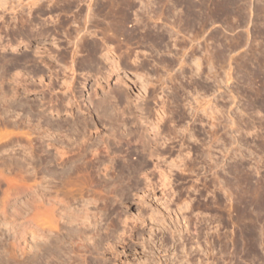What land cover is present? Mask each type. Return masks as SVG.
Listing matches in <instances>:
<instances>
[{
	"label": "rangeland",
	"instance_id": "374dc122",
	"mask_svg": "<svg viewBox=\"0 0 264 264\" xmlns=\"http://www.w3.org/2000/svg\"><path fill=\"white\" fill-rule=\"evenodd\" d=\"M6 1V7L15 4V0ZM37 1H17L28 8L21 12L22 16L10 14V8L2 13L0 10L1 15L8 14L5 23L0 24V91L1 85L7 89L14 79H21L22 85L12 103L20 111L17 104L23 102L28 111L27 105L35 99V103H40L41 98L54 94L55 90H46L45 82L51 80L53 71L47 66L58 68L62 81H69L74 74L73 78L77 75L78 81L84 83L76 89L82 110L74 105L71 111L67 107H61L59 112L50 108L40 111L44 114L40 120L42 130L46 133L41 132L50 135L49 140L42 139L44 148L56 151L50 143L66 134L65 127H61L62 131L57 127L72 121L73 113L89 121L92 133H88V143L106 135L108 126L94 125L92 118L96 115L85 106L100 77L104 90L117 88L118 93L124 86L132 96L142 95L134 109L151 122L142 119L138 128L145 127V131L149 122L158 125L159 142L154 151H159L160 156H148L143 167L139 166L141 160H135L140 167L135 172L139 187H127L122 200L114 188H100L104 192H99L101 196H106L108 202L113 200V205L103 201L86 205L89 210L94 207L90 211L93 218H89L95 230L99 229L96 239L100 247L88 256L76 253V260L85 256L94 264H264V0ZM33 2L39 3L37 8ZM29 7L32 14L28 15ZM88 16L91 21L84 19ZM24 19L32 24L28 26ZM73 31L84 38L75 36L77 40ZM112 32L117 34L113 36ZM107 49L126 71L120 86L112 83L115 74L102 79L106 67L101 55ZM87 63L100 69L86 72L85 68L90 69L84 68ZM62 81L55 85L56 91H63ZM155 110L164 111L159 122ZM126 152H117L119 156L113 151L105 153L106 158L99 165L100 174L104 176L109 171L108 176H116L117 163ZM137 153L131 151L130 160L144 154ZM19 156L16 151L15 157ZM109 156H115V160L110 162ZM34 162L29 170L35 172L26 178L31 192L26 201L30 204L37 205L38 197L47 192L49 203L57 201L69 211L80 209L82 199L93 200V192L89 191L79 201L71 199L68 188L59 186L60 166L56 162ZM156 167L164 170L167 177L164 186L160 185ZM19 201L10 209L20 205ZM42 206L40 209L44 210L45 205ZM56 207L55 218L56 212H62ZM33 213L30 221L27 214L25 218L9 217L8 223L0 218L1 239L22 233L17 245L9 237L8 244L7 239L0 242V264H7L8 260L14 264L24 260L26 264V257L34 256L27 251L29 240L46 241L31 236L33 225L39 221L38 213ZM60 226L78 227L69 222H61ZM62 246L65 244L60 243L59 247ZM42 255L46 256L47 251Z\"/></svg>",
	"mask_w": 264,
	"mask_h": 264
},
{
	"label": "bare ground",
	"instance_id": "6f19581e",
	"mask_svg": "<svg viewBox=\"0 0 264 264\" xmlns=\"http://www.w3.org/2000/svg\"><path fill=\"white\" fill-rule=\"evenodd\" d=\"M17 1H19V0H15V2H14L15 4L13 3L14 5H8L6 7L5 5H6L7 1L6 0H0L1 13L5 12L6 10H9L8 8L12 9L9 12L10 14L11 13H16V14L21 13L24 10V8H26V7H24V5H22L23 3L17 2ZM38 1L40 2L42 0H38ZM31 3H32V1H31ZM37 4L39 5V3H37ZM37 4L36 3L34 4V2H33V6L34 5L36 6V7L34 6V8L38 7ZM40 4H42V3H40ZM43 5L44 4H42V6H40V7L45 8L44 7L45 5L44 6ZM47 6H49V5H47ZM31 7H32V5H31ZM26 9H28V8H26ZM31 9L32 8H30V11L27 10L26 14H28V12L31 13ZM23 12H25V11H23ZM111 12L112 11H110V13ZM22 13L20 16H22ZM38 13H39V10H38ZM31 14H30V16H31ZM6 15H8V14H6ZM6 15L4 13H3V15L0 14V18H2L0 21L1 25H3L5 23ZM90 17H91V15H90ZM90 17L88 16L84 19L88 18L90 20ZM118 19H120V18H118ZM24 20H26V19H24ZM87 20H85V21H87ZM112 20H113V18H112ZM114 20H117V18ZM26 22H28V21L26 20ZM122 22H123V20H122ZM109 23H111V21ZM28 24H29L28 26H30V24H32V21H31V23L28 22ZM35 24L33 23V25H35ZM112 24H113V22H112ZM33 25H31V26L33 27ZM8 30H10V29H8ZM13 31L16 32V30H13ZM13 31H11V32H13ZM76 31H78V30H76ZM75 32L73 31V34H76V35H74V37L75 36H77V38L83 37V36L78 37L80 32H78L79 33L78 35ZM2 33L3 32H1V34ZM4 33H5V31H4ZM114 33H113V36H115ZM115 34H117V32ZM27 35H29V33L26 31V36ZM72 36L73 35H71V37ZM108 36L109 35H107V37ZM28 39H29V37H28ZM108 40L109 39H107V41ZM79 41H81V40H79ZM83 42H85V39H83ZM13 47L14 46L12 45V49L15 48V47L14 48ZM106 47H108V46H106ZM44 48H46V47H44ZM35 52L37 53L38 50L36 49ZM101 57L105 63L104 65L106 67V70L104 71V73H101V74H104L102 79H104V78L107 79L110 74H115L116 80L112 83L118 84V83L122 82L123 81L122 79L124 78L123 77L124 73L126 71L124 72V70H122L120 68V65H119L120 62L117 60V58L108 49L101 55ZM26 60L28 61V59H26ZM31 61H33V60H31ZM45 63H50V62L45 61ZM48 65H51V64H48ZM142 66L143 65H141V67ZM47 67L49 69H53V71L51 70V72H50L52 75V78H49V79H51V80L48 82L47 81L45 82L46 90L49 93H52L53 90H55L54 94H52L47 99L43 98L44 100L41 98L40 100L42 102H40V103L39 102L35 103V100H36L35 99L34 101H32L30 104L27 105L28 111H26V106L23 104V102H20L17 104L18 107H21L20 111H16L17 107H16V105H14L12 103V99L15 98L18 94L17 93L18 86L22 85L21 79H20V81H18L17 79H14L13 85L10 84L7 87V89L1 85V91H0V218H2L4 220L3 222H6L7 218H9V217H11V218L16 217V219L17 218H25L26 214H27L30 217H26V218H28V219L30 218L29 219V221H30L31 218H33L32 214H35L33 212L38 213V218H39V221L37 223L38 225H36V226L33 225L35 228L31 229V234H32L31 236L33 238H40V239L43 238L46 241L44 243H39V242L37 243V242H35L36 239L29 240V242H28V249L29 250H27V251H29V254H33L34 256L26 257V261L28 260L26 262V264H39L42 262L45 264H94L92 262H88L87 261L88 258L86 259V257L84 255H82V258L84 256V258L82 260H79L80 258H78V260H76L78 255L86 253V256H88L87 255L88 253L93 254L94 251H98L99 247H100L99 246V239H96V237L99 234L98 233L99 229L97 231L95 230V225H92L90 218H89L90 216L93 218V215H90V213H91L90 211L92 209H94V207L93 208L91 207L92 209L90 208L91 210H89V208L86 207V205L90 202H93L94 204L96 202H100V201H103L105 203L108 202V200L105 196L106 194L104 195L105 197H103L99 193L103 190L102 188H105V187L108 188L107 191H109L110 188L111 189L114 188L113 191L114 192L116 191V193H117L116 195H118V197L120 196L119 199L122 200V196L124 195V192H125L124 190H126L127 187H133V186H136V188H137V186L139 187V182H138L139 180L137 179V175H136L137 172L136 171L140 170V167H143L145 165L148 156H152L154 153L155 154L159 153V151L157 153L154 151V150H156V148H158V146H157L158 140H156L159 137L158 136L159 132H157V129H156V128H158L157 127L158 125L156 126V125L150 123L151 122L150 120H146L145 117H142V115L140 113L138 114V112L134 109L135 106L138 105L136 100L137 99L139 100V98H141L142 95L139 94L141 97L134 96V95L132 96V94L130 92H128V89H126V87H124V86H123L122 90H120V91L118 90V93H117V88L115 90L116 92L114 91V88L111 89V87L109 88V90H107V89L104 90L103 85H102L103 83L100 81L101 77L98 79L95 77V79H97L95 82L97 85V88H95V90H93L92 93L89 92L90 94L88 96V99L86 101L85 106H86V109L89 111V113L90 112L95 113L96 117H98L97 119H96V117L92 118L94 125L97 126L99 123H101L104 126H108L107 127L108 130H107L106 135L101 136L100 138L98 137L95 139V141L88 143V141H87L88 140L87 137L89 136L88 133L89 134L92 133V131L89 128V125H90V124H88L89 121L87 122L86 118L85 119L82 117L79 118L78 115H74V113H73L72 117H74V118H72L73 120L71 119L72 121H68V120L64 121L61 124H59V126L57 127L58 129H60V131H62V128L65 127L64 129L71 132V134L67 133V131L65 132V130H64V133H66V134H63L60 136V137H62V139H57V142H53V143L51 142L50 143L51 146H53L56 149L55 152H51L48 149V147H47V149H46V147L44 148V144H43L44 140H42V139H44V138L48 139L50 135L49 134L43 135L41 132L42 127H43L42 126L43 123L40 120L43 118L44 114L40 113V111L41 110L44 111L45 109L50 108V109H55L56 112H59V109L61 107H67L71 111L74 105L79 106V108H81V110H82V108H84V106L82 107V105H79L78 101L80 99L79 100L77 99L78 96L76 94L78 91L76 89L79 88V86H81L84 83L80 82L82 80L78 81L77 75H76L77 79H76V77L73 78L72 76L74 74H71L72 79L70 77V80L68 79L69 81H67V80L62 81L59 78V75H61V74H60V71L57 70L58 68H55V67L52 68L50 66H47ZM85 67H89L90 69L85 68ZM61 68H62V66H61ZM61 68H60V70H62ZM68 68H69V70L71 69L70 66ZM84 68L87 69L86 72H88V70L92 71L93 68L97 69V71L100 69L95 64L91 65L90 63L85 64ZM54 69H56V70H54ZM65 69H66V67H65ZM74 70L75 69H73V71ZM63 71L64 70H62V73H63ZM97 71H94L93 74H96L95 72H97ZM98 75H99V72H98ZM167 75H168V73H167ZM0 77H1V75H0ZM15 80H17V81H15ZM2 81L3 80H1V83H2ZM60 81H62L60 87L62 85L64 87L62 92L56 91V89H55V85L60 83ZM80 83H82V84L80 85ZM24 86H26V85L24 84ZM98 87H100L101 90H99ZM118 89H120V88H118ZM151 90H152V88H151ZM9 92L11 94H9ZM172 96H174V95H172ZM136 97H138V98H136ZM148 98H150V97H148ZM173 103H175V101ZM44 104H47V105L44 106ZM83 104H85V103H83ZM177 104H179V103H177ZM163 105H165V104H163ZM163 108H164V106H163ZM163 108L161 107V109H163ZM155 112H157L156 115L158 116L155 118H156V120H158V119H160V117L163 116L162 113L164 111L162 113H161V111H159L160 112L159 113L158 110L157 111L155 110ZM165 115H166V113H165ZM81 118H82V120H81ZM142 119L145 120L146 122L150 121L149 123H147V129H145V131H144L145 127L143 129H141L140 127L138 128V125H140V121ZM164 121H165V119H164ZM158 122H159V120H158ZM41 123H42V125H41ZM44 123H45V126H48V125H46L47 122H44ZM48 123H50V121H48ZM52 123L54 124V121H52ZM45 126H44V128H45ZM51 126L52 125H50V127ZM9 127L15 128V131L8 130ZM17 129H22V130L19 131ZM1 130H3V131H1ZM16 130H17V132H16ZM44 131L46 133L45 129H44ZM73 131H74V133H73ZM53 133H52V136H53ZM60 133H62V132H60ZM151 136L154 139L151 138ZM38 140H42V141L39 142ZM151 140H153V141H151ZM15 146H16V148H15ZM123 150L128 151V153L126 152L125 155L123 154L121 156L122 160L118 161V163H117L118 173H116L117 175L115 174L116 176H113V175L108 176L107 174L109 173V171L107 172V174H104V176L101 175L99 172L100 171L99 165L104 162V160L106 158L105 153L109 154L110 151L117 153V152H122ZM149 150H151V151H149ZM16 151H19V153H20L19 157H15ZM131 151H136L139 153L143 152L144 154H140L141 156L139 155V156L135 157L134 161H132L129 158ZM139 153H137V154H139ZM118 154L119 153H117L116 155L119 156ZM170 155H171V153H170ZM159 156H160V153H159L158 157ZM109 157H111V156H109ZM35 160L38 164L39 163L41 164V162L47 163V162L54 161L57 163V165L60 166L59 172L57 174L59 178L57 177V175H53V172L51 174H52V176H56V178H58L61 181V183H60L59 180L57 179L60 187L64 188L63 185H65L68 188V192H69V195H71L72 200H77V199H78L77 201L81 200L80 198L82 197V195H84L83 193L85 191L86 192L87 191L93 192V195H94L93 200L91 201L90 198H88L86 200L82 199L81 200L83 202V204L81 205L82 207L80 209H77V210H73V211L71 210L72 212L69 211V208L66 207L65 205L60 207V205H58L57 201L52 200L51 203H49L50 202L49 201L50 196L48 197L46 195V194H49L48 192L44 193V194H42V196L40 195L38 197L37 205H35V203L30 204L29 202H27L26 200H28V198L31 196L30 195L31 192L29 190V187L26 185V178L35 172V171L29 170L30 168H32V165H33V163H35L34 162ZM113 160H115V156H112L110 158V162H113ZM135 160L136 161L141 160L140 165H139L140 167L138 166L139 162H136ZM66 164H68V166L65 167ZM158 167H156V170H157V174L159 176L160 185L164 186V185H166V184H164L165 183L164 180H166L165 178H167V177H165L166 175L163 172L164 170L162 171V169H160ZM81 171H83V174ZM79 173H81V175H83V176L80 177ZM48 176L51 177L50 175H48ZM52 178H54V177H52ZM29 180H30V178H29ZM149 185H152V184L149 183ZM59 186L57 185V187H59ZM93 188H94V190H93ZM97 189H98V191H97ZM63 190H65V189H63ZM56 191H57V189H56ZM103 193H102V195H103ZM56 198H58V197H56ZM119 199H117V200H119ZM17 201L20 202V205L17 204L18 207L16 206L15 208H13L14 210H11L10 208H12L16 204ZM111 201H113V200H110L108 202L109 205H113ZM67 202H69V200ZM44 205H45V209L41 210L40 207L42 206L44 208ZM55 206H57L56 208L58 210L62 211V212L58 211V215L56 212V216H57L56 218H55ZM61 222L76 223L78 225V227L76 226V227H71V228H64V227L62 228L60 226ZM6 223H8V221ZM9 223H11V221ZM10 228H12V227H9L8 229H10ZM20 236H22L21 232L17 233V235H15L13 237L6 235V237H4V239L0 238V242L3 243L7 239L6 241L8 244V241L11 239L14 243L17 242V243H15L17 245V244H19L18 243V240H19L18 237H20ZM1 237H3V236H1ZM7 237H9L10 239L8 240ZM9 242H11V241H9ZM60 243L65 244V246L59 247ZM66 243L68 244V246H66ZM12 244L13 243H11V246H12ZM15 244H13V246H16ZM44 244H47V245H44ZM0 245H1V243H0ZM53 246H55V247H53ZM7 248L8 247H6V249ZM12 249H14V248H12ZM4 251H6L5 248H4ZM8 251H9V249H8ZM46 251H47V255L46 256L42 255ZM60 252H61V255L64 254V256H63L64 258L60 257ZM78 252H80L81 254ZM65 255H67V257H65ZM75 255H76V257H75ZM43 256H45V257H43ZM40 257H42V259ZM38 259H40L39 260L40 262L38 261ZM59 259L60 260L62 259V260L60 261ZM5 260L7 261L6 258H5ZM10 261H12V260H10ZM10 261L8 260L9 263H11ZM8 262H6V263L8 264ZM12 263H13V261H12ZM2 264H5V263L3 262ZM22 264H24V260H23Z\"/></svg>",
	"mask_w": 264,
	"mask_h": 264
}]
</instances>
